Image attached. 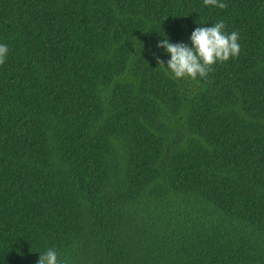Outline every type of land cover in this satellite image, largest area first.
<instances>
[{
  "label": "trees",
  "instance_id": "obj_1",
  "mask_svg": "<svg viewBox=\"0 0 264 264\" xmlns=\"http://www.w3.org/2000/svg\"><path fill=\"white\" fill-rule=\"evenodd\" d=\"M225 3L0 0V264H264V0ZM217 20L237 57L156 64Z\"/></svg>",
  "mask_w": 264,
  "mask_h": 264
},
{
  "label": "clouds",
  "instance_id": "obj_2",
  "mask_svg": "<svg viewBox=\"0 0 264 264\" xmlns=\"http://www.w3.org/2000/svg\"><path fill=\"white\" fill-rule=\"evenodd\" d=\"M205 7L212 6L218 9L226 7L225 0H203ZM186 42H171L164 34L157 41V47L163 49L167 59L161 61L155 57L156 64L161 67L166 75L174 80L187 77L196 79L205 78L212 71V66L235 58L240 53V36L236 31H226L223 20H217L205 26L197 23ZM9 53L6 43H0V63H3ZM36 264H68L67 258H60L54 247H49L38 253Z\"/></svg>",
  "mask_w": 264,
  "mask_h": 264
}]
</instances>
